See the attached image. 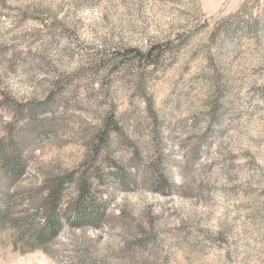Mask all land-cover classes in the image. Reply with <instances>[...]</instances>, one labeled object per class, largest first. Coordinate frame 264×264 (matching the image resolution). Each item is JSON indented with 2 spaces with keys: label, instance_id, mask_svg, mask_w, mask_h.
<instances>
[{
  "label": "rangeland",
  "instance_id": "rangeland-1",
  "mask_svg": "<svg viewBox=\"0 0 264 264\" xmlns=\"http://www.w3.org/2000/svg\"><path fill=\"white\" fill-rule=\"evenodd\" d=\"M151 47L155 67L128 54ZM111 113V157L140 171L104 188L110 224L33 252L1 231L0 264H264V0H0V141L29 163L0 200L25 215ZM159 162L169 196L144 183Z\"/></svg>",
  "mask_w": 264,
  "mask_h": 264
},
{
  "label": "trees",
  "instance_id": "trees-1",
  "mask_svg": "<svg viewBox=\"0 0 264 264\" xmlns=\"http://www.w3.org/2000/svg\"><path fill=\"white\" fill-rule=\"evenodd\" d=\"M161 52L159 47H151L146 53L132 50L128 54L134 55L136 61L155 67ZM102 61L103 56L95 64ZM59 85V82L53 84L39 106L52 105ZM111 115L114 114H109L92 136L84 162L62 175L45 177L46 182L40 192L29 198L30 209L25 211V215H15L11 198L3 195L0 200V232L12 229L15 240L33 252L45 250L66 229L91 228L98 231L110 224V197L104 195V188L113 180L124 191H131L138 184L140 171L133 162L121 165L111 157L113 133L119 128ZM23 151L24 145L14 138L0 141V174L9 186L21 182L27 174L29 163ZM148 175L150 178H144V183L150 191L164 196L176 192L177 187L169 179L162 163L151 167Z\"/></svg>",
  "mask_w": 264,
  "mask_h": 264
}]
</instances>
